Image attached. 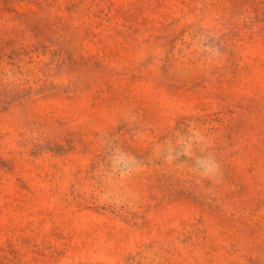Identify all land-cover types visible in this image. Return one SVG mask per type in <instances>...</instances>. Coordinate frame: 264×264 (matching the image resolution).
Wrapping results in <instances>:
<instances>
[{
  "label": "rangeland",
  "instance_id": "1",
  "mask_svg": "<svg viewBox=\"0 0 264 264\" xmlns=\"http://www.w3.org/2000/svg\"><path fill=\"white\" fill-rule=\"evenodd\" d=\"M0 264H264V0H0Z\"/></svg>",
  "mask_w": 264,
  "mask_h": 264
}]
</instances>
